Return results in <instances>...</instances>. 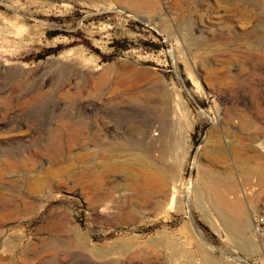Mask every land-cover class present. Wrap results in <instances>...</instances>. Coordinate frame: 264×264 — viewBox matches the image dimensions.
Here are the masks:
<instances>
[{
    "label": "rangeland",
    "instance_id": "rangeland-1",
    "mask_svg": "<svg viewBox=\"0 0 264 264\" xmlns=\"http://www.w3.org/2000/svg\"><path fill=\"white\" fill-rule=\"evenodd\" d=\"M0 26V264H264V0H0Z\"/></svg>",
    "mask_w": 264,
    "mask_h": 264
},
{
    "label": "bare ground",
    "instance_id": "bare-ground-1",
    "mask_svg": "<svg viewBox=\"0 0 264 264\" xmlns=\"http://www.w3.org/2000/svg\"><path fill=\"white\" fill-rule=\"evenodd\" d=\"M0 28H2L1 26H0ZM2 38V37H1ZM77 122V121H76ZM106 125V124H105ZM107 126V125H106ZM107 131V130H106ZM156 135V134H155ZM91 177H95V176H91ZM94 179V178H93ZM96 179V178H95ZM61 180V182H63L64 181V179H60ZM98 180V179H97ZM85 181V180H84ZM95 181V180H94ZM94 181L91 179V178H89L87 181H85V182H78V184H80V185H82V187L85 189V190H87V191H89V193L90 192H92L93 193V189H94ZM174 188H176V189H179L180 188V184L178 185V184H176L175 185V187ZM95 189H97V187H95ZM95 189H94V191H95ZM198 195H199V193H198ZM101 200V199H100ZM99 202H101V201H99ZM102 202H103V200H102ZM101 202V203H102ZM106 206V205H105ZM245 211L243 210L242 212H241V214L244 216L245 215ZM249 218V217H248ZM221 220H222V222H223V224L225 225V227H227V228H229V229H235L236 227H235V224L232 222V220L231 219H229V218H227L226 216H221ZM233 232V231H232Z\"/></svg>",
    "mask_w": 264,
    "mask_h": 264
},
{
    "label": "built area",
    "instance_id": "built-area-1",
    "mask_svg": "<svg viewBox=\"0 0 264 264\" xmlns=\"http://www.w3.org/2000/svg\"><path fill=\"white\" fill-rule=\"evenodd\" d=\"M256 223L261 228V230H264V228H263V226H264V217H257L256 218Z\"/></svg>",
    "mask_w": 264,
    "mask_h": 264
},
{
    "label": "crops",
    "instance_id": "crops-1",
    "mask_svg": "<svg viewBox=\"0 0 264 264\" xmlns=\"http://www.w3.org/2000/svg\"><path fill=\"white\" fill-rule=\"evenodd\" d=\"M232 203L241 204L240 200L233 201Z\"/></svg>",
    "mask_w": 264,
    "mask_h": 264
},
{
    "label": "trees",
    "instance_id": "trees-1",
    "mask_svg": "<svg viewBox=\"0 0 264 264\" xmlns=\"http://www.w3.org/2000/svg\"><path fill=\"white\" fill-rule=\"evenodd\" d=\"M44 56H41V58H43Z\"/></svg>",
    "mask_w": 264,
    "mask_h": 264
}]
</instances>
